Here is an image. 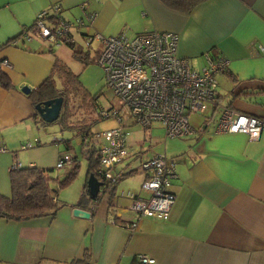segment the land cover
Listing matches in <instances>:
<instances>
[{
	"label": "crops",
	"instance_id": "1",
	"mask_svg": "<svg viewBox=\"0 0 264 264\" xmlns=\"http://www.w3.org/2000/svg\"><path fill=\"white\" fill-rule=\"evenodd\" d=\"M56 3L70 18L95 14L91 23L75 30L82 39L93 34L168 31L176 35L177 55L191 68L199 70L211 56L226 59L227 65L216 74L212 118L205 121L200 116L201 123L192 126L202 130L172 141L162 152L173 161L176 174L165 219L141 217L130 230L124 224L133 219L125 193L140 194L114 186L110 201L99 194L91 199L87 192L82 195L84 182L72 201L60 203L55 197L61 205L53 215L0 217V264H67L84 250L89 264H138V254L153 258V264H264V128L255 139L213 129L221 106L264 118V0H204L188 12L168 8L160 0H0V43L17 35L21 27H30L39 11H49ZM72 6L74 15L65 12ZM63 13L61 17L69 21ZM35 33L31 29L29 40L0 48V59L9 63L1 70L12 83L9 89L0 87V195L4 196L10 194L13 162L53 169L59 157L56 148L21 154L22 149L39 145L35 136L39 123L19 88L36 87L48 74L54 55ZM67 45L76 48L78 43ZM25 143L30 146L21 148ZM126 146L129 157H136L139 150L130 147L128 136ZM131 160L121 164L119 179L135 170L125 168ZM73 208L88 212V217L74 216Z\"/></svg>",
	"mask_w": 264,
	"mask_h": 264
},
{
	"label": "built area",
	"instance_id": "2",
	"mask_svg": "<svg viewBox=\"0 0 264 264\" xmlns=\"http://www.w3.org/2000/svg\"><path fill=\"white\" fill-rule=\"evenodd\" d=\"M85 5L80 4L82 8ZM59 4L50 10L39 11L30 27H22L18 39L29 40L35 31L40 39L52 44H72V33L84 23H91L95 14H83L72 22L64 20ZM98 39L100 49L96 58L102 68L104 84L118 99V106L103 108L94 102L97 119L112 118L113 127L92 131L93 157L96 162V179L116 182L122 175L121 164L129 156L126 139L130 124L148 127L157 123L163 130V137L183 138L202 130L194 128L190 115H202L205 121L212 118L204 113L216 107V74L224 72L227 61L222 57H206L205 65L199 70L190 67L188 60L176 53L177 38L174 33L162 30H143L127 36L119 33L112 36H83L85 45ZM1 67H8L6 59L0 60ZM264 105V90H263ZM204 114V115H203ZM130 121V124L126 123ZM264 128V118L243 114L227 106H221L213 129L219 132L244 133L250 139L258 137ZM86 139L82 140L85 145ZM25 143L21 148L29 147ZM70 157L62 154L55 163L60 168ZM143 178L140 188L148 192L146 198L126 192L130 199L128 210L133 219L124 223L133 230L141 217L163 220L166 218L174 194L170 189L171 180L176 176L174 163L165 154L159 153L140 162ZM13 162L11 168L19 167ZM102 186V185H101ZM97 194H100V189ZM114 220L110 217V222ZM138 264H153L154 259L137 255Z\"/></svg>",
	"mask_w": 264,
	"mask_h": 264
},
{
	"label": "rangeland",
	"instance_id": "3",
	"mask_svg": "<svg viewBox=\"0 0 264 264\" xmlns=\"http://www.w3.org/2000/svg\"><path fill=\"white\" fill-rule=\"evenodd\" d=\"M74 8L76 7H69L65 9V12L71 11L74 15L75 13L72 11ZM63 11L61 12L63 13ZM63 15L65 18H68L70 22L77 18V15L72 18L66 16L64 13ZM76 34L77 33L74 31V42L76 40V43H78V46L76 47L77 49L87 53L88 58H85V61H81L73 57L71 52L72 49H75L73 48L75 45H67L64 43L54 45L46 40L42 41L49 46L46 47L45 50L51 51L54 54L53 58L59 59L63 65L70 70L73 75H75V81L72 84L73 89L71 93L66 96L67 106L71 112V120L96 116L93 106L91 110L88 111H85L82 108L79 99L81 92H85V94L90 98L96 95L95 101L97 105L103 108L109 107L110 105L115 107L118 106V99L113 95L112 91L105 86L102 68L96 62L100 49L98 39H93L89 45H85L82 37ZM133 34L134 33H125V35L129 37ZM56 75L53 76V81L56 87H59V77ZM204 113H209V109H206ZM200 116L202 115H190V123L192 125H196L199 122L201 123ZM126 123L130 124V121H126ZM116 124L117 122L112 118H96L95 122L91 126V129L92 131H100L113 127ZM36 126L38 130H36L35 136L39 139V145L36 147L33 145L31 148L22 149L21 154L28 155L33 151H43L47 153L51 148H56L59 156L67 154L70 157L69 162L64 163L60 168H56L55 164H53V169L48 172L51 178L62 177L63 174L72 166V157H75V163H77L76 173L73 179L66 186L58 187L54 179H50L48 182L50 188L56 189L55 196L60 203L64 200L72 201V198L80 192L81 186L84 183L86 159L83 155V151L86 147L82 145L79 134L69 128L61 129L56 122L47 124L39 123ZM128 130L130 132L128 135V141L131 144L130 147L133 148L134 151L139 150V153L136 154V157H132L133 159L131 157H127L125 159V162L132 159L125 168H135V171L132 175H127L119 179L115 186L117 190H135L138 194H140L139 196L146 197L148 192L144 193L139 188V183L143 178V172L141 171L139 165L140 162L144 161L145 157L148 159L154 154L162 153L164 150L168 151L167 146H172V141H176V139L179 138L166 137L165 141H163V130L156 123H152L148 127L130 124ZM64 143L67 144V149H65ZM55 144H58V146H55ZM56 159L57 155L54 160ZM56 161H54V163ZM48 166L50 165L47 164L43 167Z\"/></svg>",
	"mask_w": 264,
	"mask_h": 264
},
{
	"label": "trees",
	"instance_id": "4",
	"mask_svg": "<svg viewBox=\"0 0 264 264\" xmlns=\"http://www.w3.org/2000/svg\"><path fill=\"white\" fill-rule=\"evenodd\" d=\"M204 0H160L166 7L178 10L181 12H188L197 3ZM26 27V26H25ZM22 28V27H21ZM21 31V30H20ZM17 35L7 38L0 43V48L12 43V40L18 37ZM73 57L85 61L87 53L82 52L80 49H72ZM217 56H211L216 58ZM1 60V59H0ZM57 74V75H56ZM59 77V87H56L53 81V76ZM75 81V75L68 70L63 63L53 58L52 65L48 74L42 79V81L34 88L30 89L25 96L30 100L33 106L41 104L43 101L60 96L61 107L57 118L53 121L56 122L61 129L69 128L79 134L81 143L83 139H86V148L83 151V155L86 159L85 177L84 182L89 174L96 176V162L93 157L94 144L90 138L92 133L91 126L96 120V116L91 118H80L77 120H71V112L67 106L66 96L72 91V84ZM0 87L3 89H9L12 87V83L8 75L1 70L0 66ZM80 103L85 111L91 110L94 106L96 95L92 98L88 97L85 92H81L79 95ZM36 116L37 123L47 124ZM95 117V118H94ZM65 149H67L66 143H64ZM72 166L67 172L60 178H51L48 172L50 168H42L37 166H19L11 168L9 171V186L10 194L8 196L0 195V217L9 219H27L33 217H40L46 215H53V213L60 207L61 204H57L55 195L56 189L49 187V180L54 179L58 187L66 186L74 177L77 169V163L75 157L71 159ZM135 170L126 172L125 175L134 173ZM97 177V176H96ZM98 178V177H97ZM100 179V178H98ZM116 182H107L102 180V186L99 196L105 195L110 201L113 196V190ZM84 187V186H83ZM83 196L86 195L85 187ZM86 197V196H85ZM98 197V196H96ZM95 197V198H96ZM88 198H91L88 196ZM91 198V199H95ZM89 255L87 251H83L80 258H73L68 261L67 264H89Z\"/></svg>",
	"mask_w": 264,
	"mask_h": 264
},
{
	"label": "water",
	"instance_id": "5",
	"mask_svg": "<svg viewBox=\"0 0 264 264\" xmlns=\"http://www.w3.org/2000/svg\"><path fill=\"white\" fill-rule=\"evenodd\" d=\"M20 91L23 94H26L30 91V88L26 85L21 86ZM61 107V97L56 96L50 99L43 101L41 104H36L33 106L35 113L45 123L53 122L58 114ZM102 185V182L97 180L93 174H89L85 180V189L89 197L95 198L98 194L99 187ZM72 214L74 216H79L83 218L88 217V212L79 209L73 208Z\"/></svg>",
	"mask_w": 264,
	"mask_h": 264
}]
</instances>
